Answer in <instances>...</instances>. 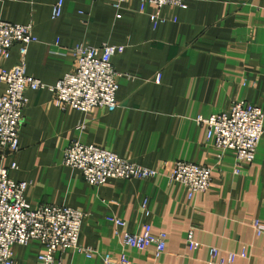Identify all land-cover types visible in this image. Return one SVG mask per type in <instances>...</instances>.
I'll return each instance as SVG.
<instances>
[{"label": "crops", "instance_id": "obj_1", "mask_svg": "<svg viewBox=\"0 0 264 264\" xmlns=\"http://www.w3.org/2000/svg\"><path fill=\"white\" fill-rule=\"evenodd\" d=\"M57 1L0 0L1 19L33 25L37 40L27 49V75L54 85L74 68L73 47L107 43L123 50L111 58L118 73L115 110L60 108L47 88L30 89L19 149L12 155L0 149V167L9 168L12 180L27 182L30 207L54 204L85 213L78 243L93 255L67 248L49 264H108L106 255L115 264L121 253L132 264H207L210 248L220 250L221 260L238 254L233 264H264V234L252 226L264 224V133L253 162L235 173L236 152L225 150L219 158L206 127L195 122L198 115L227 111L234 101L264 112V0H189L185 8H160L164 21L155 24L149 18L155 10L145 0L120 8L114 0H62L54 16ZM19 59L15 44L8 58L0 57V70ZM4 90L0 82V94ZM73 141L145 167L178 160L206 165L210 185L191 198L181 182L164 174L108 178L93 186L63 163ZM148 223L153 234H167L158 257L155 245L139 250L122 241L125 232L140 234ZM11 251L15 264H46L38 259L45 251L38 240L13 244Z\"/></svg>", "mask_w": 264, "mask_h": 264}, {"label": "built area", "instance_id": "obj_2", "mask_svg": "<svg viewBox=\"0 0 264 264\" xmlns=\"http://www.w3.org/2000/svg\"><path fill=\"white\" fill-rule=\"evenodd\" d=\"M130 0H114L112 6L120 8ZM155 12L149 16L152 23L163 22L159 10L163 6L185 8L189 0H145ZM62 0L53 6V15L59 16ZM37 40L31 23H12L0 18V57L8 58L11 48L18 44L19 61L10 69L0 70V82L5 84L0 94V149L12 155L19 149V130L23 122V109L27 104L26 93L30 89H45L53 93L54 102L60 108H73L79 112L94 109L113 111L117 108L116 99L118 73L114 70L111 58L123 50L122 46L103 43L100 48L78 45L70 49L75 58L73 70L64 74L54 85L29 76L25 71V57L29 44ZM98 49L100 53L97 55ZM159 80V74L156 76ZM198 125L206 127V137L214 141L220 150L219 158L225 150L236 152L235 173H240L242 164L249 165L255 158L257 146L264 133V112L250 103L234 101L227 111L210 116L198 115ZM63 163L79 169L84 180L99 186L108 178L147 180L164 174L169 181L181 182L187 190V197L205 192L211 181V168L186 161L165 163L160 168L145 167L124 159L111 150L95 145L71 142L64 150ZM12 163L10 168H14ZM9 168L0 167V264H15L11 246L27 244L38 240L45 248L38 259L46 264L56 260V252L74 248L90 257L94 250L81 247L78 243L81 223L85 213L79 209L63 205L40 204L30 207L24 197L27 182L12 180ZM142 211L148 215L145 201ZM118 226L121 220H116ZM257 235L264 234V224H252ZM192 230L187 241H192ZM167 234L152 233L151 225L144 224L140 234L125 232L123 244L139 250L155 245L158 257L166 248ZM220 250L210 248L207 264H233L238 254L228 252L225 260L219 258ZM245 254L241 252L239 256ZM104 261L111 263L109 255ZM115 264H132L124 253Z\"/></svg>", "mask_w": 264, "mask_h": 264}]
</instances>
